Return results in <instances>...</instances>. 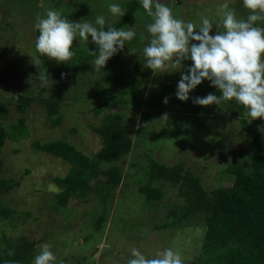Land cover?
Returning <instances> with one entry per match:
<instances>
[{
    "label": "rangeland",
    "instance_id": "1",
    "mask_svg": "<svg viewBox=\"0 0 264 264\" xmlns=\"http://www.w3.org/2000/svg\"><path fill=\"white\" fill-rule=\"evenodd\" d=\"M125 1L0 0V103H7L0 115V127L7 131L22 118L27 130L23 138H6L1 148L0 178L12 179L16 186L0 198V203L14 212L8 219H0V234L34 241V256L40 244L48 243L64 264H127L132 247L149 257L172 248L181 252L184 264H201L196 262L204 247L200 221L189 219L174 228L154 229L179 200L165 187L159 203L143 204L137 187L145 182L146 166L150 159L167 166L181 164L206 192L228 187L232 182L228 169L245 166L251 159L250 138L243 127L264 140V119L226 116L220 110L222 106L193 104L192 98L208 94L207 80L189 94L187 102L178 100L175 93L180 72L154 74L143 67L142 50L150 38L145 27L150 18L146 14L134 19L130 28L135 29L136 37L110 58L100 73L93 70L94 57L65 89L57 127H48L43 107L37 102L39 97L54 98L51 89L41 88L39 72L47 70L56 81L55 71L61 63L36 52V18L52 8L73 22L90 19L94 23L96 16L103 15L107 25L120 18L112 17L108 5L118 3L123 8ZM163 2L176 17L198 25L201 15L214 16L216 6L224 0ZM228 3L239 17L247 16L242 0ZM215 34L214 25L210 35ZM92 44L91 37L88 44L76 40L73 49ZM190 65L191 61H185V67ZM17 94L30 99L21 113L16 112ZM96 107L99 113L95 116L92 109ZM112 113L126 121L131 147L116 163L121 179L110 199L104 205L93 196L87 201L68 200L65 205H56L53 196L59 188L51 179L63 177L68 166L35 151L31 144L65 140L90 157L100 140L89 127L99 125L103 116ZM164 114L167 120L161 119ZM101 214L103 221L96 230L95 221Z\"/></svg>",
    "mask_w": 264,
    "mask_h": 264
},
{
    "label": "trees",
    "instance_id": "2",
    "mask_svg": "<svg viewBox=\"0 0 264 264\" xmlns=\"http://www.w3.org/2000/svg\"><path fill=\"white\" fill-rule=\"evenodd\" d=\"M123 9L125 15L111 24L117 29L132 27L134 13L137 10L143 13L140 2L136 0L125 1ZM35 34L36 37L39 35L37 30ZM88 49L96 51V45L73 49L76 56L69 64L59 65L55 71L56 83L51 88L54 98L37 99L43 107L49 128H55L61 122L58 110L63 101V92L94 58ZM61 73L65 74L64 78H61ZM207 92L220 95L210 84ZM29 101V97L17 94L16 112L21 113ZM221 106L220 110L226 116H243L244 109L235 102ZM6 107L7 103H0V115L5 112ZM92 111L95 116L99 113L97 107ZM89 128L100 140L99 148L90 157L76 150L65 140L31 144L35 151L58 159L68 166L63 177L51 179L59 188V192L53 196L56 205H65L68 200L87 201L92 196L104 205L120 182L121 172L116 163L126 156L131 147L126 121L117 113L106 114L99 125ZM243 130L250 138L251 159L245 166H231L228 169L227 173L232 177L230 186L217 187L206 192L199 180L184 171L181 164L167 166L150 159L146 166L145 182L137 187L143 204L159 203L164 197L165 187L173 190L179 200L177 205L165 212L163 222L154 229L174 228L189 219L200 221L204 227V247L197 261L195 260L197 263L264 264V140L259 139L254 131H247L246 127H243ZM26 134L22 118L9 125L7 131L0 127V153L6 138L15 141ZM1 164L0 158V171ZM103 164L108 167L102 168ZM15 186L16 182L12 179L0 178V198ZM13 213L12 209L0 203L1 220L8 219ZM102 221L101 214L95 221L96 230ZM35 244L24 236L9 238L0 234V264H4L6 260L32 264ZM9 250H14L15 255L9 257Z\"/></svg>",
    "mask_w": 264,
    "mask_h": 264
},
{
    "label": "clouds",
    "instance_id": "3",
    "mask_svg": "<svg viewBox=\"0 0 264 264\" xmlns=\"http://www.w3.org/2000/svg\"><path fill=\"white\" fill-rule=\"evenodd\" d=\"M242 3L248 12L246 17H239L228 0H224L216 6L214 16L201 15L198 25L176 17L163 0H140L143 13L137 10L134 17L146 14L150 18L145 26L150 38L142 50L143 67L154 74L180 72L175 93L178 100L187 102L189 94L207 80L220 95L198 96L192 98L193 104L219 107L235 102L252 121L264 119V26H261L264 24V0H242ZM108 11L114 18L125 15L118 3L109 4ZM214 25L216 34L210 35ZM105 26L103 15L96 16L94 23L90 19L73 22L62 11L49 8L45 16L36 18L34 28L39 33L35 40L36 52L57 64H69L76 56L73 42L88 44L91 37L96 51L88 49V52L95 57L93 70L100 73L110 58L136 37L133 28ZM140 38L145 39L143 34ZM185 61H191V65L185 67ZM38 63L37 60L35 64ZM64 76L61 73V78ZM37 79L43 89H51L56 83L47 70L40 71ZM164 103H168L167 97ZM161 119L167 120V114ZM7 255L12 257L15 251L9 250ZM4 264L19 262L6 260ZM32 264H64V261H58L51 245L43 243L38 246ZM127 264H184V259L180 251L172 248L149 257L132 247Z\"/></svg>",
    "mask_w": 264,
    "mask_h": 264
}]
</instances>
